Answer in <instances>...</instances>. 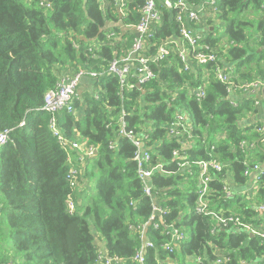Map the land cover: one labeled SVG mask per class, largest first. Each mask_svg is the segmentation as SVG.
I'll use <instances>...</instances> for the list:
<instances>
[{
  "label": "trees",
  "instance_id": "16d2710c",
  "mask_svg": "<svg viewBox=\"0 0 264 264\" xmlns=\"http://www.w3.org/2000/svg\"><path fill=\"white\" fill-rule=\"evenodd\" d=\"M169 1L171 8L155 0L160 20L151 23L144 38L148 57L167 41L184 43L174 7L178 0ZM127 2L121 17L110 0H0V134L10 133L0 150V263L105 264L111 259L139 264L136 252L147 242L144 264H264V210H259L264 206V132L259 131L264 120L256 118L257 98L234 90L242 97L234 106L213 64L190 60L186 67L174 51L150 61L153 80L138 88L132 71L122 86L108 67L130 52L134 32L124 26L139 21L144 0ZM205 21L208 29L214 23L222 28L216 38L209 30L201 43L221 64L233 67L235 84H262L264 110V0H216ZM109 30L114 37L107 39ZM79 69L96 73L84 77L94 80V93L78 95L72 112L55 115L66 139L78 138L96 149L81 168L77 189L68 177L69 149L53 135L51 116L42 107L58 78ZM198 89L204 93L201 100L195 97ZM179 112L194 123L191 145L180 150V158H215L222 165L210 174L209 209L238 217L254 234L221 227L195 211V177L176 166L173 151L181 144L169 135ZM122 114L127 129L147 136L143 142L151 164L162 166L150 178L152 197L144 194L134 146L118 133ZM251 117L255 122L245 125ZM242 141L254 147L241 149ZM254 165L261 173L247 193L252 179L244 171ZM225 185L232 190L230 199ZM154 205L164 211L158 229L149 226L144 236L131 231L130 226L148 222ZM167 225L184 231L185 239L175 242Z\"/></svg>",
  "mask_w": 264,
  "mask_h": 264
},
{
  "label": "built area",
  "instance_id": "2783aa9c",
  "mask_svg": "<svg viewBox=\"0 0 264 264\" xmlns=\"http://www.w3.org/2000/svg\"><path fill=\"white\" fill-rule=\"evenodd\" d=\"M106 1V0H103ZM110 2L115 7L118 15L121 17L126 16L125 11L128 8L127 0H110ZM216 0H207L205 4L198 3H187L186 0H178L174 7L178 9V14L176 17L177 23H179L180 36L183 44H177L174 41H167L163 45L159 46L155 54L148 57L144 53V38L148 34L151 23L158 22L160 16L156 8L155 0H144L140 8V18L139 21L134 25L124 26L126 29H131L134 32V40L130 49V52L126 56L113 59L108 67V73L115 75L120 80L122 86L125 85L127 78L131 75L133 71L137 79V84H143L153 80L156 74L150 67V61H162L166 59L171 52L177 56L179 61L189 64L190 60L206 65L211 63L214 65V74L216 79L227 86L228 92L231 94L234 90H240L243 94L250 95L251 97H256L255 105H261L260 97L262 84L259 81H254L251 83H244L237 85L232 81L233 67L221 64V58L217 53L211 51L208 46H204L201 42L203 40L205 31L199 27V24L209 16L210 11L214 8ZM165 5L171 8L172 5L169 0H164ZM49 5V4H47ZM193 24L194 26H189L186 22ZM206 29L208 26L206 25ZM138 34L139 37H136ZM114 34L109 30L107 34V39L113 38ZM132 55L134 57L132 58ZM134 62V63H133ZM84 77H96V73L85 71L84 69H79L76 72L68 75H62L58 78L53 89L48 90L43 98L44 105L42 110L50 114L51 118L49 121L50 128L53 135L57 137L60 145L63 148H68L67 152V163L70 165L68 177L71 180V185L78 189L79 176L81 173V168L83 167L86 158L92 157L96 153V149L92 146L85 144L81 146L76 140L66 139L57 129L55 115L60 112H72L74 110L73 103L74 100L78 99V86L80 81ZM132 87V86H129ZM261 95V96H260ZM195 97L197 100H201L204 97V93L201 89L195 91ZM232 104L236 106L234 99ZM262 106V105H261ZM24 123L22 122L19 126L22 127ZM126 123L124 121V115L122 114L119 118V135L125 137L128 142H130L134 148L133 160L136 163V171L139 178L145 184L143 189L146 196L152 197V187L150 184V178L154 172H162V166L160 164H151V157L147 147H145L143 139L147 136H141L135 131L127 129ZM194 123L190 116L185 112H179L174 116L173 121L169 125V135L175 138L177 142L181 144L179 150L173 151V157L176 159V166L179 169L187 171V174L195 177L194 181L196 183V206L195 211L198 214L204 216H210L214 218L218 225L221 227H233L236 229L244 228L250 231V233H255L248 225L241 223L238 217L228 216L223 217L209 209L208 196L210 192L209 182L211 181V172H220L222 165L215 158H210L208 161H194L190 159L180 158V150L187 149L190 147L193 139ZM260 132H264V126L259 129ZM9 131H5L0 134V150L9 141ZM253 143H248L242 141L240 143V148H253ZM74 152V156L71 154ZM197 168V173L193 175V167ZM261 173V167L259 165H254L249 170L244 171V176L253 177V181L246 190L255 187L258 176ZM225 198L230 199L233 196L232 190L229 185H225L223 188ZM260 211L264 210V206L259 208ZM164 211L158 206L154 205L152 208V215L145 224H138L135 226H130V230L133 232H139L143 236L149 226H153L156 230L159 227V222H163L162 215ZM157 220V221H156ZM166 228L169 230L171 237L175 242L183 241L185 239L184 231L176 228L173 225H167ZM167 233V232H166ZM151 247L150 243L145 242L143 246L136 252L134 260L139 264H144V254L147 248ZM166 248L171 252L172 248L170 245H166ZM105 254L101 251L99 252V258L102 260ZM121 262L117 260L107 259L105 264H120ZM0 264H14L12 262L0 263Z\"/></svg>",
  "mask_w": 264,
  "mask_h": 264
},
{
  "label": "crops",
  "instance_id": "0c3cea01",
  "mask_svg": "<svg viewBox=\"0 0 264 264\" xmlns=\"http://www.w3.org/2000/svg\"><path fill=\"white\" fill-rule=\"evenodd\" d=\"M207 2V0H203L200 3L205 4ZM202 30H204V28H202ZM89 92V94H93L94 93V80L90 79V78H83L80 83H79V87H78V95H80L79 98H83L82 95H85V93ZM231 97L235 100V99H241L242 97H237V94H231ZM246 97V96H245ZM261 118L264 120V110L262 109V106L259 105V113L256 115V118ZM253 117L249 118L250 120L246 121L245 125H250L253 122H255V119H252ZM78 139V138H76ZM84 142V141H83ZM253 177H251V182L253 181ZM10 258L13 257V255L10 254V252L7 251L6 253Z\"/></svg>",
  "mask_w": 264,
  "mask_h": 264
},
{
  "label": "rangeland",
  "instance_id": "374dc122",
  "mask_svg": "<svg viewBox=\"0 0 264 264\" xmlns=\"http://www.w3.org/2000/svg\"><path fill=\"white\" fill-rule=\"evenodd\" d=\"M206 25H207V23H206V21H205V19L199 24V27L202 29V28H204V29H206ZM212 29H214L213 30V32H211V36L212 37H214V38H216V37H218L219 36V32L221 31V24H219V23H214L213 25H212V27H211ZM211 28H209L207 31H204L203 32V34L206 36L209 32V30L211 29ZM81 146H84L85 145V143L81 140V139H77L76 140ZM251 191L252 190H249V193H251ZM93 235H94V237H95V240L96 239H98L99 238V235L96 233V232H93ZM14 263V262H13Z\"/></svg>",
  "mask_w": 264,
  "mask_h": 264
},
{
  "label": "water",
  "instance_id": "95a60500",
  "mask_svg": "<svg viewBox=\"0 0 264 264\" xmlns=\"http://www.w3.org/2000/svg\"><path fill=\"white\" fill-rule=\"evenodd\" d=\"M210 30H211V31H213V29H212V28H211ZM135 36H136V37H139V35H138V34H135ZM133 57H134V55H132V58H133ZM137 87H138V88H140V87H141V86H140V84H137ZM263 90H264V88H263ZM263 90H262V93H263Z\"/></svg>",
  "mask_w": 264,
  "mask_h": 264
}]
</instances>
